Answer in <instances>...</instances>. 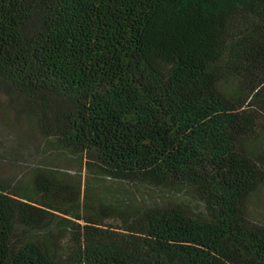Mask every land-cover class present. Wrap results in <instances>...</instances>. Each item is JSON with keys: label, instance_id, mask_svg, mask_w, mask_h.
<instances>
[{"label": "trees", "instance_id": "trees-1", "mask_svg": "<svg viewBox=\"0 0 264 264\" xmlns=\"http://www.w3.org/2000/svg\"><path fill=\"white\" fill-rule=\"evenodd\" d=\"M1 107L86 177L0 178V264H264V0H0Z\"/></svg>", "mask_w": 264, "mask_h": 264}, {"label": "rangeland", "instance_id": "rangeland-1", "mask_svg": "<svg viewBox=\"0 0 264 264\" xmlns=\"http://www.w3.org/2000/svg\"><path fill=\"white\" fill-rule=\"evenodd\" d=\"M50 164L60 168L71 177L85 181L83 162L77 157L62 154L48 145L35 130L32 122L18 111L0 108V178L14 181L23 179L30 167ZM82 170V172H81ZM258 211L264 214V192L259 199Z\"/></svg>", "mask_w": 264, "mask_h": 264}]
</instances>
